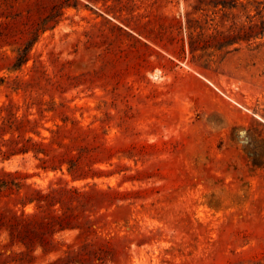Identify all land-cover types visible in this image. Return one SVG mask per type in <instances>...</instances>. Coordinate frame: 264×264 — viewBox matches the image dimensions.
Listing matches in <instances>:
<instances>
[{"label": "rangeland", "instance_id": "obj_1", "mask_svg": "<svg viewBox=\"0 0 264 264\" xmlns=\"http://www.w3.org/2000/svg\"><path fill=\"white\" fill-rule=\"evenodd\" d=\"M248 18H264V0H0V107L38 117L26 102L51 101L36 126L0 138L64 124L63 141L85 146L82 165L98 175L71 179L31 151L0 153V170L103 191L84 203L92 230L57 232L48 252L7 257L26 248L3 246L2 231L0 264H44L85 237L104 249L97 264H264V30L223 45L211 36ZM13 197L0 205L19 211Z\"/></svg>", "mask_w": 264, "mask_h": 264}, {"label": "trees", "instance_id": "obj_2", "mask_svg": "<svg viewBox=\"0 0 264 264\" xmlns=\"http://www.w3.org/2000/svg\"><path fill=\"white\" fill-rule=\"evenodd\" d=\"M202 1V0H200ZM186 14H189L187 12ZM51 19L50 15L44 18L45 23ZM191 19L187 18L190 24ZM38 29V27H36ZM264 30V18H248L247 22L239 28L231 25L227 30L216 29L211 35L219 45L231 44L240 39L248 40ZM188 45L193 48V35H188ZM27 59V50L22 49L16 56L15 65H19ZM4 78L0 77V81ZM22 80L13 79L10 83L14 88L21 86ZM50 100L43 101L38 98L34 101L26 102V107L35 104L38 117H29L28 113L18 116L11 110V106L3 105L0 107V131L6 127L24 129L27 124L36 126L43 115L44 110L50 108ZM46 104V106H43ZM63 122L66 123L68 116H63ZM76 123L77 120H71ZM79 130H83L79 127ZM64 124L55 123V127L49 128V136H41L34 139L32 136L11 135L6 138H0V153L8 157L16 152L31 151L39 159L38 165L44 169L62 170L64 164H67V171L71 179H80L88 175L93 177L98 175L95 172L89 173L81 162V155L85 146L79 145L77 153L74 144L63 141V136L69 132ZM85 130V129H84ZM37 133H39L37 131ZM4 146V148H3ZM21 175L19 170L4 171L0 170V194H10L14 192L13 204H20V209L9 206L8 200L4 205H0V233L5 232L8 239L3 246L13 244H22L25 250L11 251L6 256L18 260L24 259L30 253L40 246L43 252L50 251L56 246L54 235L65 229L79 228V237L86 231L92 230L91 219L84 213V203L91 192H103L94 186L78 187L75 185L49 183L45 187L35 186L31 183L16 180ZM32 203L34 208L31 211H25L23 206ZM77 211V212H75ZM81 219L78 220V216ZM1 244V243H0ZM97 240H86V237L79 243H67L66 249L56 258L44 264H97V261L104 260V249L98 245ZM2 252H0L1 254Z\"/></svg>", "mask_w": 264, "mask_h": 264}]
</instances>
